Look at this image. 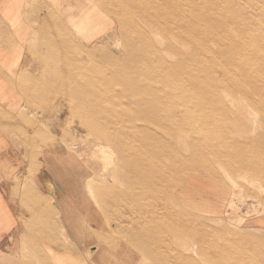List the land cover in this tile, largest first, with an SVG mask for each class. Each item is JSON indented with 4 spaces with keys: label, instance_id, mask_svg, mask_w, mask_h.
Returning <instances> with one entry per match:
<instances>
[{
    "label": "rangeland",
    "instance_id": "obj_1",
    "mask_svg": "<svg viewBox=\"0 0 264 264\" xmlns=\"http://www.w3.org/2000/svg\"><path fill=\"white\" fill-rule=\"evenodd\" d=\"M92 6L94 32L43 51L28 116L60 139L62 182L83 168L78 196L135 264H264V0ZM197 181L214 207L191 204Z\"/></svg>",
    "mask_w": 264,
    "mask_h": 264
},
{
    "label": "crops",
    "instance_id": "obj_2",
    "mask_svg": "<svg viewBox=\"0 0 264 264\" xmlns=\"http://www.w3.org/2000/svg\"><path fill=\"white\" fill-rule=\"evenodd\" d=\"M77 4L0 0V264H82L80 250L91 249L96 264H135L139 255L130 242L116 239L96 204L91 206L90 199L86 202L70 187L69 172L62 182L61 169L54 166L63 158L60 139L45 142L38 122L28 119L42 112L33 102L43 51L59 44L62 31L71 30L69 23L82 36L96 27L93 0L80 9ZM53 121L46 134L55 138L59 124L57 118ZM200 184H193L197 192L188 191L194 196L188 202L214 207L215 202L196 200L207 197ZM213 196L223 205L224 195L215 189Z\"/></svg>",
    "mask_w": 264,
    "mask_h": 264
},
{
    "label": "bare ground",
    "instance_id": "obj_3",
    "mask_svg": "<svg viewBox=\"0 0 264 264\" xmlns=\"http://www.w3.org/2000/svg\"><path fill=\"white\" fill-rule=\"evenodd\" d=\"M176 90H179V89H176ZM196 120V119H195ZM192 125V124H191ZM78 168H75V167H73V168H71L70 170H69V184H70V187H71V185H74L75 186V188L79 191V186H78V181H77V179H76V175H78V173H82V169L83 168H79L78 170H77ZM74 172V173H73ZM72 173V174H71ZM144 244V243H143ZM143 244H141L142 245V248H143ZM145 250V249H144ZM147 250V249H146ZM219 252H222V250H219ZM223 253V252H222ZM69 263V262H68Z\"/></svg>",
    "mask_w": 264,
    "mask_h": 264
}]
</instances>
